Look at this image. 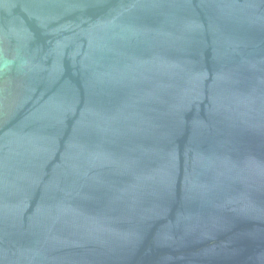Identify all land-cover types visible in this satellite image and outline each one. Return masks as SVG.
I'll use <instances>...</instances> for the list:
<instances>
[{
	"label": "water",
	"instance_id": "obj_1",
	"mask_svg": "<svg viewBox=\"0 0 264 264\" xmlns=\"http://www.w3.org/2000/svg\"><path fill=\"white\" fill-rule=\"evenodd\" d=\"M0 264H264V0H0Z\"/></svg>",
	"mask_w": 264,
	"mask_h": 264
}]
</instances>
